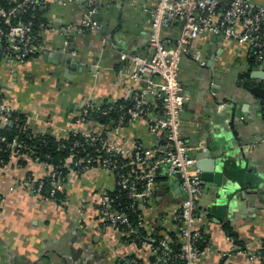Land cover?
Masks as SVG:
<instances>
[{
	"label": "crops",
	"instance_id": "obj_1",
	"mask_svg": "<svg viewBox=\"0 0 264 264\" xmlns=\"http://www.w3.org/2000/svg\"><path fill=\"white\" fill-rule=\"evenodd\" d=\"M85 3L47 1L41 6L47 25L41 31L39 53L25 64L0 59L3 101L28 114L35 132L62 135L63 130L77 127L78 110L86 100L99 104L129 100L139 88L126 75L128 65L120 54H151V16L139 2L99 0L94 17L104 25L103 31L85 29L65 38L58 27L86 14ZM181 27L179 20L165 30L168 44H173ZM50 50L61 55L47 56ZM193 51L202 54L205 65L191 56ZM255 61L247 44L204 33L191 41L180 63L179 79L189 95L181 113L182 136L189 144H203L192 155L205 162L197 165L200 174L211 177L201 178L199 202V227L211 252L197 264L262 263L264 99L243 87ZM154 104L153 112L158 113L161 101ZM87 125L82 128L99 129L95 122ZM121 133L129 142L138 140L150 148L159 144L140 120L123 126ZM210 149L216 163L208 167L212 159L198 156ZM44 171L42 164L17 157L0 166V264H128L132 257L144 261L150 256L145 247L120 240L121 232L103 218L101 200L116 186L111 172L92 168L73 174L57 201L23 185L29 176L38 178ZM163 177L144 207V217L149 232L168 237L177 228L172 217L185 194L176 178ZM225 252L229 255L223 256Z\"/></svg>",
	"mask_w": 264,
	"mask_h": 264
},
{
	"label": "built area",
	"instance_id": "obj_2",
	"mask_svg": "<svg viewBox=\"0 0 264 264\" xmlns=\"http://www.w3.org/2000/svg\"><path fill=\"white\" fill-rule=\"evenodd\" d=\"M0 3V54L1 57L11 58L20 63H27L39 53L41 34L34 33V16L24 19L22 16L30 9L35 11L39 6L48 2L66 5L76 0H5ZM89 12L78 21L63 24L58 27V32L65 38L72 33H79L85 29L103 31L104 25L99 22L94 14L99 0H83ZM132 3H142L143 10L151 16V33L149 45L151 54L143 56L138 53L121 52L120 58L128 65L126 75L138 82L139 88L132 96V104L125 109L122 106L121 117L113 125L106 127L101 122L90 116L94 111L106 117L112 107L105 109L102 104L86 100L78 110L77 127L63 130L62 135L68 137L71 133L82 134L86 141L92 144L101 139L102 148L106 154L129 158V170L123 171L118 163L100 154H86L76 157L74 154L65 162L68 174L52 169L50 163L34 155V150L28 148L26 142L14 137L8 140L0 134V141L7 142L6 152L9 158L17 157L22 161L40 163L44 167V174L40 177L29 176L24 186L35 194H43L44 178L52 180L48 198H54L58 192H63L64 184L73 174L82 173L92 168L111 172L116 179L115 189L126 191L127 197L132 200L134 210H140V218L135 225L128 213L119 208L110 209L112 198L107 194L101 200L103 218L121 232L120 240L133 242L145 247L150 256L146 260L136 257L129 259L128 264H170L173 260L172 247L169 237L155 241L152 232L147 230L144 217V207L160 188L156 180L157 175L166 174L174 176L180 174L183 178L181 185L185 197L177 211L173 213V222L180 229L182 252L180 257L185 264H197L202 257H208L211 248H200L198 240L201 236L199 227V202L202 197V181L200 170L196 165L197 160L192 155L196 149L203 148V144L192 145L182 136L181 113L189 99L183 91L179 79L180 63L182 57L189 53L192 40L204 33H211L225 39H234L240 44H247L252 51L256 62L264 61V4L255 0H131ZM182 21V27L173 44L165 41V30L174 22ZM44 27V24H40ZM45 28V27H44ZM75 55L76 52L72 51ZM191 56L201 65L206 61L199 51H193ZM161 101V109L153 112L154 102ZM13 112H22L12 108L0 99V129L14 123L19 118L13 119ZM24 113V112H22ZM26 114V113H25ZM264 114V103H263ZM27 115V122L29 116ZM125 115L128 123L143 121L148 125L151 133L159 140L155 148L147 147L138 140L129 142L121 135L125 126ZM96 123L99 129L82 128L83 124ZM82 124L78 127V125ZM110 124V123H109ZM44 132H35L41 135ZM83 146L75 142L73 148ZM8 161L0 160V166ZM3 196L0 193V206ZM147 231L145 237L138 234V229ZM229 253H223L228 256ZM264 264V252L260 255Z\"/></svg>",
	"mask_w": 264,
	"mask_h": 264
},
{
	"label": "trees",
	"instance_id": "obj_3",
	"mask_svg": "<svg viewBox=\"0 0 264 264\" xmlns=\"http://www.w3.org/2000/svg\"><path fill=\"white\" fill-rule=\"evenodd\" d=\"M1 4H6L5 0H0ZM35 12L34 16V33L38 36L41 34L42 29L47 25L46 19L43 17V11L39 6L35 11L30 9L28 12L23 14L24 19H30L32 13ZM43 23L44 27H41L40 24ZM1 26V24H0ZM0 54V59H1ZM256 62V61H255ZM257 63V62H256ZM3 98L2 89L0 87V99ZM132 104V99L129 100H119L117 102L112 103H105L102 104V108L108 109L112 107L110 113L103 117L102 115H98V113L91 111L90 117L95 118L103 123H110L115 125L119 118L121 117L122 106H125V109L128 108ZM16 117L19 119L11 123L10 125L6 126L5 128L0 129V134L5 135L8 140H11L14 137H19L26 142L28 148H32L34 150V155H38L42 160L51 164L52 169H55L58 172H61L63 176L68 174V169L65 166L66 160L69 159L71 155H75L76 157H80L86 154H100L103 156H109L110 159L115 161L119 164L120 169L123 171H127L130 169L128 166V162L130 161L129 158H124L123 156L117 155L113 156L110 154H106L104 149L102 148L101 139H104L105 136L103 135L100 140L96 142L89 143L86 141L85 137L82 134H74L71 133L68 137H64L63 135H57L52 133L51 131H46L41 135H32L29 122H27V115L22 112H13V119L15 120ZM103 118V119H102ZM128 116L125 115V124L127 123ZM75 142L82 143L83 146L73 148ZM7 142L0 141V160L3 159L5 161H9V153L6 152ZM161 172L156 177V180L159 182V187L165 181ZM52 187V180L49 179L47 176L44 178V187H43V194L45 197L49 196V190ZM157 192V191H156ZM110 198H112V202L109 204L110 209H115L116 207L120 210H125L132 222L136 225L138 223V219L140 218L141 211L134 210L131 206L132 200L127 197L126 191H120L118 188L110 191L108 193ZM63 198V193L58 192L56 196L52 199L60 201ZM226 232L231 236L233 235L231 232V227L228 223L224 226ZM180 229L176 228L173 231L168 232V237L170 238V243L172 247V256L173 260L170 264H185L184 259L180 257L182 252V243L180 241L179 235ZM138 234L141 237H145L147 235V231L143 228L138 229ZM152 238L155 241H158L160 238H163L166 235H159L156 232L152 233ZM198 246L200 248H204L209 245L208 239L204 235L203 231L201 230V236L198 240ZM139 245V244H137ZM243 247V246H242ZM264 252V248L261 249L260 255ZM133 258V257H132Z\"/></svg>",
	"mask_w": 264,
	"mask_h": 264
},
{
	"label": "water",
	"instance_id": "obj_4",
	"mask_svg": "<svg viewBox=\"0 0 264 264\" xmlns=\"http://www.w3.org/2000/svg\"><path fill=\"white\" fill-rule=\"evenodd\" d=\"M42 5H45V4H42ZM86 11L88 13L89 9H87ZM45 54L47 56H51L54 59H56L57 57H59L61 55L58 52H52V50L46 51ZM67 62L71 63V59H67ZM243 87L246 90H248L251 94H253L254 96H257L259 98L264 99V61L256 63V66L250 71L248 78H246L244 80ZM204 155L212 159L211 162H208V167L210 166V164L215 165L216 158H215V151L214 150L210 149L209 152H207L205 154L201 153L198 156V158H202ZM204 163L203 162H200V163L196 162V165L204 164ZM169 177L176 178L179 182H182V180H183V178L180 174H176L174 176H169ZM200 177L203 180H209L211 178L209 176V174H207V173L206 174L203 173L202 175L200 174Z\"/></svg>",
	"mask_w": 264,
	"mask_h": 264
}]
</instances>
